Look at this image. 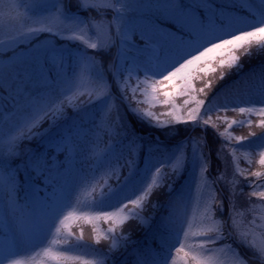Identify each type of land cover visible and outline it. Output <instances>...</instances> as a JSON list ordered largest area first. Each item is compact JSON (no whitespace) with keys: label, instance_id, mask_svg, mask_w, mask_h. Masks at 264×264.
<instances>
[{"label":"trees","instance_id":"obj_1","mask_svg":"<svg viewBox=\"0 0 264 264\" xmlns=\"http://www.w3.org/2000/svg\"><path fill=\"white\" fill-rule=\"evenodd\" d=\"M136 1L137 5L135 2L133 6L131 5L134 12L130 11L127 15L138 27L145 24V21L141 19L142 14L154 11L156 5L163 2V0ZM171 2L175 4L176 0ZM183 2L185 5L193 6L188 9V15L171 18L178 27L192 32L197 37L192 41L202 42L207 38L208 33L202 31L199 15L194 8L197 5L203 8L209 19L215 10L210 8L209 0H183ZM213 2L226 5L239 3L240 0H213ZM53 4H57L63 15L51 7ZM69 5L71 9L78 7L74 0H69ZM91 13L99 16V13L91 8L69 14L67 0H59V3L58 0H0V41L7 42L11 36H18L21 32H28L29 29L35 30L30 32L26 39L17 40L16 55L21 50L27 54L46 47L55 48L65 54V69L70 75L67 82L61 85L51 97L59 119L43 141L33 139L24 141L21 145L24 148L37 150L55 162L53 166L59 168V173L54 174V180L59 186H65L71 176V160L69 152L53 150L55 146L53 139L61 133L63 128L70 126L72 116L79 114L83 107L88 106L97 92L106 89L113 99L105 114L100 116L99 126H96V129L99 132L100 140L97 141L100 142V147L107 148L112 143L116 144L118 165H115L112 172L108 171V166H100L97 183L93 190L92 204L84 211L78 210V215L73 218L70 226L67 229L61 228L59 236L63 246L85 242L90 250L82 254L80 252L73 254L65 251L63 247L57 251V258L53 264H85V262L87 264H134L136 257L130 254L133 246L157 259H166L167 264H195L193 256L197 259L203 258L198 253V246L206 232L209 217L218 222L217 227H220L224 221H228L230 225V227L223 226L222 231L216 233L219 239L210 254L214 264H262L264 257L239 239L232 220L236 218V213L239 211L250 216L255 215L256 205L264 203V198L251 196L252 191L257 193L264 191V165L259 162L262 151L259 145L264 144V125L260 122L264 120V116L259 114V110L241 113L238 110L241 107L231 101L222 104L217 93L227 88L231 81L235 80V84H239L243 76L251 80L248 72L256 71L261 65L264 66V51H254L251 57L245 56L242 61L243 67L239 70L226 69L227 74L223 79L219 78L218 60L211 61V67L208 70L194 74L193 90L184 96L171 95L165 98L163 92H170L171 86L156 83L161 77L139 75L141 78L149 79L159 91V103L154 107H148L135 99L137 90H131V86L127 85V92L124 91L125 88L119 91L115 87L116 79L110 74L107 77L104 76L102 81H97L93 73L100 70L95 66L89 69L84 67L81 57L94 51L90 45L96 37L95 31L92 23L87 26L81 24L80 28L83 31L70 30L71 20L68 18L75 17L88 21L92 20ZM230 13L241 18L250 16L246 8H236L230 10ZM37 18H43V22L33 23V20ZM170 31L173 29L166 28L148 33L167 50L166 61L170 59L172 51L177 46L185 47L192 43L185 39L183 44H179L182 38ZM143 34L144 32H141V35ZM81 38L87 39L89 45L85 44ZM54 39L60 44L49 46L48 41ZM137 46L139 47V44ZM0 53H7L0 57L5 63L14 55L7 47L0 49ZM69 54L73 57L71 62L68 59ZM3 61H0L2 62L1 72ZM50 67V65L46 66L45 71ZM164 74L166 75L167 72ZM38 75L33 73V81L25 79L19 87H34V80L38 79ZM128 76L129 73L126 72L120 79H128ZM111 78L112 82L114 81L113 87L108 86ZM131 79L135 82L132 76ZM106 80L109 81L108 85L105 84ZM77 81L80 83L75 85ZM202 88L204 92L200 91ZM0 94L7 93L4 89H0ZM205 94L211 103H206L201 111L196 113L197 121L185 123L189 109L197 107L196 102L205 99ZM121 102H124L126 107L120 109ZM139 107L149 109L152 117H140L137 114ZM209 107L212 111L205 112L204 109ZM224 107L228 109L226 112L222 110ZM206 119L209 120L207 127L203 124ZM233 121L237 123L233 124ZM249 121L252 123L249 124ZM118 124L124 126L126 135L123 129L117 127ZM199 125H203L204 129H201ZM49 128L50 121L44 119L38 131ZM251 133L255 135H250ZM237 137H248L242 142L245 146L237 142ZM4 139L6 140L7 137ZM50 142L53 147L48 146ZM193 144L197 145L198 151L203 154L207 162L206 171H200L192 162ZM137 146L139 151L133 156L132 149ZM178 148L179 152H177ZM3 150L7 152V144L3 145ZM77 153L82 155L83 150H78ZM174 154L179 155L181 159L176 160ZM131 158H134L138 164L145 160L151 163L147 172L143 170L136 174L138 181L135 183L134 195L130 197V199L139 197L141 202L135 206L128 205L125 213L121 214L115 208L108 210L95 208L94 205L100 200L101 190L107 193L110 186L116 187L117 175L122 181L123 176L128 174L126 162ZM185 159L187 163L183 171L180 175H175L173 170L179 168ZM162 161L165 162V167L157 172L156 169L160 167ZM20 167L23 168V165ZM257 172L260 173L259 177L250 175ZM169 175H171L170 180ZM221 175L222 179H218ZM17 182L21 188L17 193H10L7 186L0 190V235H7L15 230L12 220L9 218L4 223L3 218V205L7 207L10 196L22 197L23 189L28 187L27 182L45 187L52 186L45 182L43 176H36L35 173L26 171L18 173ZM169 183L171 190L168 187ZM148 184H151L152 188L145 193L144 189ZM182 186L186 188L187 193V212L185 213L190 217L186 222H183L180 216H173L170 220L171 210L167 204L169 196ZM218 201H222L223 212L219 210L209 212L208 209ZM229 208L232 209L231 216H229ZM105 211L114 213L115 231L108 239H105V236L108 235L109 229L113 228V223L100 217L99 214ZM185 232L187 235L184 234ZM122 236L129 238L127 250L123 239L120 238ZM78 237L82 239L78 240ZM177 239L183 243L182 249L181 244L176 243ZM177 249L181 250L177 251ZM105 253L108 255H104Z\"/></svg>","mask_w":264,"mask_h":264},{"label":"snow or ice","instance_id":"obj_2","mask_svg":"<svg viewBox=\"0 0 264 264\" xmlns=\"http://www.w3.org/2000/svg\"><path fill=\"white\" fill-rule=\"evenodd\" d=\"M79 6L82 8L99 9L102 5L89 4L86 0H81ZM209 6L215 10L211 19H209L204 9L200 6L197 5L194 8L195 12L199 15L202 31L208 33L207 38L197 47L178 55L174 60L166 61L167 50L148 33L167 28L173 29L170 32L177 33L182 38L179 44H183L185 39L188 41L195 40L197 37L192 32L178 27L171 18L187 16L188 9L193 6L185 5L183 0H176L175 4L171 0H163L162 3L156 5L154 11L142 14L141 19L145 21V24L138 27L130 21L127 15L130 11L134 12L129 4V0H115V3L110 5V7L116 13L113 17V22L117 26L114 35L119 44L120 51L118 58L109 65L108 73L114 79L124 77L126 72L129 73V80L131 79L132 72H136L138 75L161 77L156 83L162 86L167 84L172 88H176L178 83L179 90L184 92L191 87V81L195 78L194 74L207 70L204 65L210 66L211 61L218 60L220 66L219 78L223 79L227 74L226 69L235 68L239 70L243 67L242 61L245 56L251 57L254 51H264V0H240L239 3L226 5H219L214 3L213 0H209ZM51 7L63 15L57 4H53ZM236 8L248 9L250 16L241 18L231 15L230 10H235ZM68 19L71 20L70 30L73 31L77 29L83 31L80 28L81 24L87 26L93 23L91 19L88 21L79 20L75 17ZM42 22L43 18L33 20V23ZM32 31L35 30L29 29L28 32H21L18 36H11L7 42L0 41V48L7 47L14 54L9 58L7 63L0 59V61L4 62L3 71L0 72V89H4L7 93L6 95L0 94V190L7 186L10 193L19 192L21 188L17 182V175L20 171H26L35 173L36 176H43L46 183L52 184V191L47 196H42L39 186L31 185L23 189L24 194L22 197L10 196L7 207L5 208L3 205L4 223L10 218L15 225V230L12 237L5 243L6 250L3 258H0V264H4L5 260H8L9 264H19V261L10 259L16 254L14 249L18 250L20 246L33 243L47 229L54 227L56 220L63 211L66 199L61 203L57 201V197L60 195L62 189H60L59 184L54 180V174L59 173V168L53 166L55 162L37 150L21 147L24 141H32L33 139L43 141L44 137L55 127V122L59 117L56 114L57 109L51 97L61 85L67 82V78L70 75L65 69V54L55 48L46 47L28 52L27 54L21 50L18 55L15 54L17 40L26 39ZM141 32H144V34L141 35ZM137 33H139L138 36ZM137 44H139V47ZM90 47L95 49L97 48V44L93 43ZM145 53L150 54L146 55ZM5 55L7 53H0V57ZM68 59L69 62L73 59L71 54H69ZM48 65L51 67L45 71ZM168 69L172 70L169 71ZM212 70L215 71V69ZM165 72H167L166 75L164 74ZM33 73L39 74L38 79L34 80L35 86L32 88H20L19 84L23 80L33 81ZM93 76L97 81L104 79L101 71H96L93 73ZM173 81L177 83H173ZM124 91L127 92V85H125ZM200 91L204 92V89L202 88ZM252 94L259 97L258 102L262 105L259 109V114L264 116V78H261L258 88ZM170 95L172 93L169 91L163 92L165 98ZM125 100H127V96H125ZM165 103H167V100H165ZM206 103H211L207 99V94H205V99L196 102L197 107L189 109L188 119L185 123L197 121L198 117L196 113H199ZM222 110L226 112L228 109L224 107ZM233 110L235 111L236 109ZM238 110L244 113L245 111L251 112L253 109L241 107ZM204 111L211 112L212 108L209 107L204 109ZM147 115L152 117V113L150 112ZM44 119L50 121V128L38 131L39 125ZM232 123L235 124L237 122L233 121ZM251 123L252 121H249V124ZM260 123L264 125V120H261ZM203 124L207 127L209 120H204ZM117 127L123 129L125 135L127 134L122 124H118ZM117 134L119 135V132ZM250 135L254 136L255 133H251ZM75 136L76 133L71 129L66 134L58 136L60 143L55 144L53 150L59 149L61 152L72 151ZM5 137H7L6 140L4 139ZM236 139L238 143H242L248 137H237ZM4 144L8 146L7 152L3 150ZM48 146L53 147L51 142ZM259 147L262 149L259 162L261 165H264V144L259 145ZM109 148H111V145H109ZM132 151L134 156L135 152L139 151V146L132 149ZM179 151L180 149L178 148L177 152ZM174 157L176 160L181 159L177 154H174ZM192 162L200 171L207 170V162L195 144L192 145ZM186 163L185 159V162L179 168L173 170L174 174L180 175ZM13 165L16 166L13 167ZM20 165H23V168ZM145 165V171L147 172L151 167L150 161H146ZM126 166L129 169L128 174L123 176L122 181L119 175H117L116 187L110 186L107 193H102L97 206L117 207V205L111 203L105 205V201L111 200L119 191V188L133 180L137 167L135 159H128ZM164 167L165 162L162 161L156 171L160 172ZM250 175L259 177L260 173H251ZM168 179H171V175L168 176ZM218 179H222V175ZM168 187L171 190L170 183ZM151 188L152 185L148 184L144 189L145 193ZM251 196L264 198V191H260L259 193L252 191ZM121 199L127 201V203L119 205V207L125 209L128 208V205L135 206L141 202L139 197L137 199H129L120 193L116 200L119 201ZM215 210L223 212L222 201L216 202L213 207L208 209L209 212ZM99 215L103 219L113 223V228L109 229L108 235L105 236V239L111 238L115 231L114 213L105 211ZM231 215L232 209L229 208V216ZM172 217L173 214H170L169 219L172 220ZM208 219L209 224L198 246V253L203 258L197 259L196 256H193L195 264H214L210 254L212 253L213 246L219 239L216 233L222 231L223 226L230 227L228 221H224L220 227H217L218 222L212 220L211 217ZM144 222L146 223V221ZM184 234L187 235V232ZM120 238L123 239L125 249L127 250L129 238L126 236ZM77 239L80 240L82 237H78ZM97 242H99V238H97ZM165 243L167 242L165 241ZM176 243L181 244V249L184 247L179 239L176 240ZM181 249H177V251ZM130 254L136 257L134 264H167L166 259L160 260L152 257L147 252L139 251L135 246L132 247ZM104 255H108V253ZM262 264H264V260H262Z\"/></svg>","mask_w":264,"mask_h":264},{"label":"rangeland","instance_id":"obj_3","mask_svg":"<svg viewBox=\"0 0 264 264\" xmlns=\"http://www.w3.org/2000/svg\"><path fill=\"white\" fill-rule=\"evenodd\" d=\"M43 1V0H37ZM75 4L78 6L76 9H84L80 7L81 0H74ZM133 1V3H132ZM89 4H100L102 5L96 10L99 13L97 16L91 13L92 16V27L95 31V39L93 43L97 44V48L93 52H89L88 55L85 54L81 57L83 65L86 69L92 66L97 67L105 77L109 75L108 67L109 65L118 58L120 51L119 45L115 39L116 24L113 22L114 14L116 15L114 9L110 7L115 3V0H86ZM137 5V1L129 0L130 5ZM76 10L75 8H73ZM208 36V35H207ZM82 39V38H81ZM84 43L88 44L87 39H82ZM201 43L200 40L192 41L188 46H177L171 53V57L168 61L174 60L178 55L186 53L191 49L197 47ZM59 45L55 39L48 41L49 46ZM2 49V48H0ZM202 50V49H201ZM195 54V53H193ZM182 62V61H181ZM2 62H0V72ZM178 66V65H177ZM208 70L211 67L204 65ZM172 69H169L171 71ZM251 80L245 77L242 78L239 84H235V81H231L229 87L220 90L217 93V97L220 103L225 104L228 101H232L235 104L246 108L253 109L251 112H255L261 108V104L258 102L259 97L253 95V91L258 88L261 78H264V67L256 70L252 73L248 72ZM132 79H116L115 87L117 90L121 91L125 88V85L131 86V90H137V95L135 97L141 103L146 104L148 107H154L159 103V91L147 78H141L136 72L131 73ZM112 77V76H111ZM113 80V79H112ZM106 80L105 84L108 85ZM80 81H77L75 85H78ZM113 83L110 80L109 87H113ZM173 83H177L173 81ZM193 90V82L191 81V87L186 89L184 92L179 90V84L177 83L176 88L171 87L172 96H184L188 95ZM171 96V95H170ZM169 96V97H170ZM91 103L83 107L79 114L73 115L69 127L62 129L58 136L66 134L70 129L76 133L74 139V147L72 151L69 152L71 160V177L68 179L64 187H60V195L57 197L58 203L63 202L65 199V206L63 211L60 213L59 218L55 222V226L47 229L41 237L31 244L26 246H20L18 250L14 249L16 254L10 259L19 261V264H53L57 258V251L64 247V250L68 253H85L90 250L89 246L85 242H78L76 244H67L63 246L59 236L61 235V228H68L73 220V218L78 215L79 211H84L87 209L93 201V190L97 183V178L99 176V169L101 165L108 166V171L112 172L115 165H118L116 161V144L112 143L111 148L100 147V140L98 138L99 132H97L96 126H99L100 116L105 114L106 109L112 104L113 99L110 92L103 89L95 94ZM115 103V102H114ZM120 109L126 107L124 102L120 103ZM149 109L145 107H139L137 114L142 118H147ZM99 114V115H98ZM99 121V122H98ZM201 129H204L203 125H199ZM58 136L53 139L55 144L60 143ZM241 145L245 146V143ZM78 150H83V154L79 155ZM137 153V152H136ZM136 163L137 167L133 180L124 184L119 191L111 198V200H106L105 205L111 203L117 205V207H106L97 206L95 208L100 210H108L115 208L118 212L125 213V208L119 207L122 203H127L126 200H116L120 195L127 196L129 199L133 197L135 192V183L138 181L137 173L145 170V162ZM82 181V182H81ZM28 187L33 185L27 183ZM39 186V185H37ZM40 194L42 196H47L51 191L52 187L46 188L39 186ZM104 193L103 189L101 194ZM187 193L185 187H179L167 200V204L170 207L171 214L174 216H180L183 221L190 219L187 212ZM186 210V211H185ZM255 215L250 216L245 214L243 211L236 213V218L232 220V225L234 226L236 232L239 235V239L243 241L248 246L252 247L257 253H264V203H258L255 207ZM63 221V223H61ZM13 233H8L7 235H0V258H3L5 252V243L8 239L12 237ZM68 239V237H66ZM264 257V255H262ZM4 264H9L8 260L4 261Z\"/></svg>","mask_w":264,"mask_h":264}]
</instances>
